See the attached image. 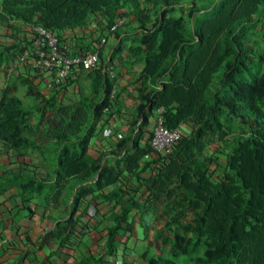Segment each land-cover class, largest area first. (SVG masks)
<instances>
[{
    "label": "crops",
    "instance_id": "0c3cea01",
    "mask_svg": "<svg viewBox=\"0 0 264 264\" xmlns=\"http://www.w3.org/2000/svg\"><path fill=\"white\" fill-rule=\"evenodd\" d=\"M137 1L138 11L124 4L115 12L113 17L126 20L117 32L108 31L113 18L108 17L105 9L91 14L81 27L59 31L61 41L72 53L90 51L99 39H107L99 69H77L59 87H50L49 76L33 71L30 61L24 58L28 48L27 25L17 20H12L11 26L0 23V97L9 88L10 94L26 105L33 97L26 95L20 81L28 78L40 94L42 105L53 99L56 110L86 108L82 116H69L56 114L47 105V121L36 122L40 133L37 131L34 136L35 144L44 146L42 152L30 148L13 150L0 142V264H147L149 258H160L163 248L168 247L163 243L171 244V237L174 240L175 235H181L182 228L193 217L191 211L171 208L172 201L182 199L181 192L157 193L159 183H151L167 157H160L149 146L155 111L149 110L148 99L161 90L160 84L167 82V76L145 78L141 74L143 29H151L154 23L145 13L149 7L152 13L161 6L154 8L144 5V0ZM211 1L178 0L184 17L187 8L193 10L195 4H204L200 11L194 10L192 19L210 14ZM220 3L221 0H215L213 5ZM165 10L169 12L168 8ZM109 67L114 71V80L108 77V83H115L117 91L101 114L94 116V106L105 97V80L101 79L97 94L91 85L98 74L108 76ZM214 78L211 90L216 89ZM221 79L222 73L218 87ZM73 120L84 125L66 133L71 136L69 141L60 144L50 136L59 122L71 124ZM220 121L226 132L224 123L228 119ZM193 125L192 120H186L178 129L189 137ZM205 133L200 153L211 160L208 173L213 182H218L227 170L230 134ZM83 137L88 139L83 160L95 164V172L86 181L74 175H57L58 159L66 149H80ZM140 149L147 153L139 158L137 169L127 171L126 157ZM99 173L107 174L109 183H104V177L103 185H99ZM112 191L118 196L109 197ZM127 204L130 208L126 220L120 223L108 252V230ZM173 218H177V225L170 224Z\"/></svg>",
    "mask_w": 264,
    "mask_h": 264
},
{
    "label": "trees",
    "instance_id": "16d2710c",
    "mask_svg": "<svg viewBox=\"0 0 264 264\" xmlns=\"http://www.w3.org/2000/svg\"><path fill=\"white\" fill-rule=\"evenodd\" d=\"M0 1L1 24L11 26L10 22L17 20L27 26L41 25L58 36L61 30L85 25L97 11L105 9L108 17L113 18L109 29L118 18L113 16L120 6L130 4L136 11L140 7L137 0ZM161 2L175 4L178 0H144L143 4L168 8ZM214 2L208 5V8L212 6L210 14L196 19H192L194 11L190 15L191 38L186 35L189 26L185 17L169 18L164 10L151 29H143L142 76H167V82L160 84L161 90L148 99L149 110L164 107L163 117L169 128H178L186 120L194 123L191 135H182L172 153L162 159L165 164L151 183H159L157 193L181 192L182 199L172 201L171 208L192 212L193 217L182 228L192 237L175 235L174 248L181 250L189 241L192 250L204 251L196 258L199 264H264V41L259 52L249 49L246 43L247 33L264 17V0H221L219 5H213ZM147 12L145 15L150 13ZM257 67L263 70L254 72ZM219 72L221 84L211 90L213 78ZM107 78L98 74L91 85L97 94L101 79L105 80V97L94 106V116L100 115L108 105L111 84ZM20 83L27 96L40 100L31 80L23 78ZM223 85L226 91L220 88ZM53 101H45L44 105H49L56 114L86 113V108L56 110ZM221 118L228 119L224 129L230 134L232 145L226 172L220 181L213 182L208 173L211 160L202 156L200 150L205 132L218 131L225 135ZM233 118L239 119L238 123H231ZM38 125L39 122H32L31 113L21 99L6 88L0 97V142L13 150L30 148L42 152L44 146L36 145L34 140L37 131L40 133ZM83 125L80 120L71 124L61 121L50 131V136L62 144L70 140L66 133ZM235 128L239 129L238 135L233 133ZM87 143L88 139L83 137L80 149H66L58 159L55 173L88 180L96 166L83 160ZM146 153L140 149L126 157L125 169L129 172L137 169L139 158ZM108 178L107 174L99 173L98 184L103 185V179L109 183ZM114 196L118 193L112 191L109 197ZM129 208V204L123 206L121 214L112 220L114 224L107 233L108 252ZM171 222L179 223L177 218L170 219ZM147 264L177 263L149 258Z\"/></svg>",
    "mask_w": 264,
    "mask_h": 264
},
{
    "label": "built area",
    "instance_id": "2783aa9c",
    "mask_svg": "<svg viewBox=\"0 0 264 264\" xmlns=\"http://www.w3.org/2000/svg\"><path fill=\"white\" fill-rule=\"evenodd\" d=\"M125 18L118 17L108 31L114 33L125 25ZM29 46L25 59H30L33 71L47 74L50 87H59L69 80L77 69L93 70L99 66L101 52L106 45L105 37L99 39L90 51L72 53L53 31L41 25L32 24L28 29ZM108 77L114 80V71L109 67ZM117 91L115 83L111 84L109 98H114ZM164 107L155 109L154 124L151 129L149 146L162 156H169L177 142L182 138L178 128H169L164 121Z\"/></svg>",
    "mask_w": 264,
    "mask_h": 264
},
{
    "label": "rangeland",
    "instance_id": "374dc122",
    "mask_svg": "<svg viewBox=\"0 0 264 264\" xmlns=\"http://www.w3.org/2000/svg\"><path fill=\"white\" fill-rule=\"evenodd\" d=\"M189 2V1H188ZM160 4L165 5L166 3L161 2ZM165 6H168V11L164 10L166 12V16L169 18H177L182 16L183 14H181V6L179 5V2L177 3H167ZM204 4L203 3H198V6L193 7L194 9L191 10L192 8H187L186 13H184L185 15V19L187 21V24L189 26V30L187 31L186 35L188 38H191V36L189 35L190 32V27H191V22L192 20L190 19V15L192 14V12L196 9V8H201L203 7ZM150 11V8H147ZM162 9V10H160ZM160 9H156V11L154 10L152 13H149L147 15V17L150 19V22H156L157 19L159 18L160 14L163 12V6ZM166 9V8H165ZM183 10V9H182ZM191 10V11H190ZM198 10V9H196ZM195 13V12H194ZM201 14H198L197 16H199ZM150 23V24H151ZM155 25V23H152ZM264 41V17L260 18L259 21H257L255 23V27L253 29H251L246 36V43H247V47L249 49H252L256 52H259L261 49V46L263 44ZM30 61V59H27ZM263 69L262 67H257L254 69V72H261ZM220 74L221 72H219L216 77L214 78V83L215 86L213 85L214 88H219L218 84H219V80H220ZM264 74V70L263 73ZM220 88H222V91H226L227 87L225 85L221 86ZM28 103L25 105L27 110L31 113V119L33 123H36L37 121L42 122V121H47L46 119V115H47V106L45 105H41V103L37 100H27ZM51 112V111H50ZM237 118H233L231 121V123H238ZM235 126V125H234ZM241 128V127H238ZM235 128V130L233 131V133L235 135H238L239 129ZM233 136V134L231 135ZM230 145H232V141L230 143ZM183 236L187 239H190L192 237V235L189 234H185V232H182ZM171 244L169 243H163L164 245H168V247L165 249L163 248V251L160 253V258L161 259H166V260H171L174 261L177 264H199L196 260V258L198 256H202L203 255V250L201 249H197V250H192L191 249V244L189 241L186 242V244L183 246V249H176L174 248V242L175 239L173 240L171 237ZM173 243V245H172Z\"/></svg>",
    "mask_w": 264,
    "mask_h": 264
},
{
    "label": "clouds",
    "instance_id": "9594fccd",
    "mask_svg": "<svg viewBox=\"0 0 264 264\" xmlns=\"http://www.w3.org/2000/svg\"><path fill=\"white\" fill-rule=\"evenodd\" d=\"M27 29H29V26H27ZM60 37V36H59ZM28 46H29V42H28Z\"/></svg>",
    "mask_w": 264,
    "mask_h": 264
}]
</instances>
